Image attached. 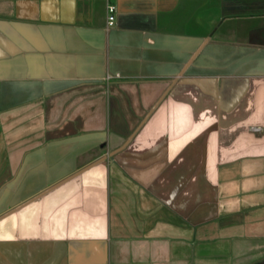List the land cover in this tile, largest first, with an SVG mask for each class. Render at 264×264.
Wrapping results in <instances>:
<instances>
[{"label":"crops","instance_id":"obj_1","mask_svg":"<svg viewBox=\"0 0 264 264\" xmlns=\"http://www.w3.org/2000/svg\"><path fill=\"white\" fill-rule=\"evenodd\" d=\"M0 0V264H264V0Z\"/></svg>","mask_w":264,"mask_h":264},{"label":"built area","instance_id":"obj_2","mask_svg":"<svg viewBox=\"0 0 264 264\" xmlns=\"http://www.w3.org/2000/svg\"><path fill=\"white\" fill-rule=\"evenodd\" d=\"M106 1V23L107 28H111L116 25L117 21V4L114 0Z\"/></svg>","mask_w":264,"mask_h":264}]
</instances>
